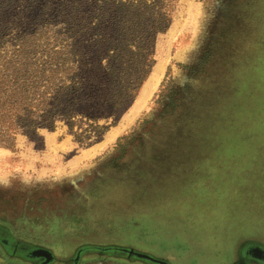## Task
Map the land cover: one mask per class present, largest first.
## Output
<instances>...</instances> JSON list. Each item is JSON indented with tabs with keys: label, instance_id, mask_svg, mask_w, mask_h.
Masks as SVG:
<instances>
[{
	"label": "rangeland",
	"instance_id": "374dc122",
	"mask_svg": "<svg viewBox=\"0 0 264 264\" xmlns=\"http://www.w3.org/2000/svg\"><path fill=\"white\" fill-rule=\"evenodd\" d=\"M76 1L96 32L109 15L156 10V0ZM162 1L171 21L145 49L133 99L74 104L7 142L0 131V225L13 237L59 258L119 245L169 264H228L241 241L264 244V0ZM69 5L0 0V62L23 34L31 63L61 51Z\"/></svg>",
	"mask_w": 264,
	"mask_h": 264
},
{
	"label": "trees",
	"instance_id": "16d2710c",
	"mask_svg": "<svg viewBox=\"0 0 264 264\" xmlns=\"http://www.w3.org/2000/svg\"><path fill=\"white\" fill-rule=\"evenodd\" d=\"M74 4L73 0L72 6L61 11L64 33L60 34L66 41L61 51H50L47 61L40 58L39 63L37 59L31 63L23 34L11 57L0 62V131L3 134L0 137L3 141H9L18 130H30L40 124L51 128L52 116L68 111L74 104L79 107L109 104L118 108L133 99L145 75L149 42L155 33L167 28L172 14L171 5L168 12L164 2L156 0V10L148 17L144 18L143 13L130 19L118 15L113 24L109 15L106 23L110 24L104 31L100 28L96 32L76 18L81 5L75 9ZM92 16L93 11L88 19ZM103 16L100 13L97 18ZM136 28L137 32L133 30ZM84 42L78 51L77 47ZM57 75H60L58 82ZM39 88L43 90L38 93Z\"/></svg>",
	"mask_w": 264,
	"mask_h": 264
},
{
	"label": "flooded vegetation",
	"instance_id": "af4514ba",
	"mask_svg": "<svg viewBox=\"0 0 264 264\" xmlns=\"http://www.w3.org/2000/svg\"><path fill=\"white\" fill-rule=\"evenodd\" d=\"M261 244V242L254 239L241 241L235 247L232 259L228 264H264V244ZM36 247L41 246L32 245L13 237L2 225H0V249L10 259L18 260L27 264H40L42 261H44V259L41 257L37 259H29L31 252L30 250H33ZM73 253L68 257L59 258L52 252L55 259L49 264H72ZM88 257L89 255H81L77 264H80L84 258Z\"/></svg>",
	"mask_w": 264,
	"mask_h": 264
},
{
	"label": "water",
	"instance_id": "95a60500",
	"mask_svg": "<svg viewBox=\"0 0 264 264\" xmlns=\"http://www.w3.org/2000/svg\"><path fill=\"white\" fill-rule=\"evenodd\" d=\"M29 259L43 258L40 264H49L55 257L52 252L43 247H36L30 250ZM81 255H97L100 257H112L115 259H123L125 261L138 260L147 262L150 264H169L166 260L154 258L146 254L139 253L132 248L119 246V245H107V246H93V245H82L75 249L72 255V264H77L80 260Z\"/></svg>",
	"mask_w": 264,
	"mask_h": 264
},
{
	"label": "crops",
	"instance_id": "0c3cea01",
	"mask_svg": "<svg viewBox=\"0 0 264 264\" xmlns=\"http://www.w3.org/2000/svg\"><path fill=\"white\" fill-rule=\"evenodd\" d=\"M83 261H86V259L84 258L82 260V262ZM82 262L80 264H82ZM0 264H27V263H24V262H21V261H18V260H14V259H10L0 249Z\"/></svg>",
	"mask_w": 264,
	"mask_h": 264
}]
</instances>
